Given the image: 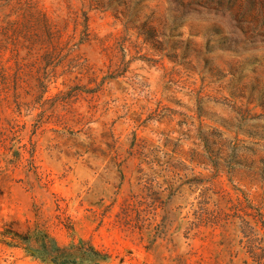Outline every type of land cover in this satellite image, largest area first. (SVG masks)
<instances>
[{
    "label": "rangeland",
    "instance_id": "rangeland-1",
    "mask_svg": "<svg viewBox=\"0 0 264 264\" xmlns=\"http://www.w3.org/2000/svg\"><path fill=\"white\" fill-rule=\"evenodd\" d=\"M27 1L82 67L43 88L48 40L0 33V264H259L238 220L198 217L264 198V0ZM134 196L143 232L117 221Z\"/></svg>",
    "mask_w": 264,
    "mask_h": 264
},
{
    "label": "trees",
    "instance_id": "trees-1",
    "mask_svg": "<svg viewBox=\"0 0 264 264\" xmlns=\"http://www.w3.org/2000/svg\"><path fill=\"white\" fill-rule=\"evenodd\" d=\"M0 9L9 12L5 14L7 25L2 27L1 35L8 43L13 45L15 51H19L20 47L29 48L24 44V41H35L36 39H47L49 47L42 56L43 61L46 62L42 68V75L39 77L38 82L40 86L45 88L47 82L50 81V76L55 79L58 78V67H63L66 72H71L75 68H81V64H76L75 58L70 57L72 54V47L70 42H65L63 32L55 27V25L44 14L37 16L33 8L27 0H4L0 5ZM15 16V17H13ZM88 16L85 15L83 26L84 37L81 38L83 43L88 40ZM155 39V30L150 28L147 33L146 41L150 42ZM24 40V41H23ZM19 56V54H15ZM90 83H95V88L88 86H81L76 84L71 86L69 90L59 91L54 97V102L62 101L68 104L74 97L83 93H95L103 90L105 78L98 80V78L91 76ZM207 151V150H206ZM208 152V151H207ZM209 155V153L207 154ZM211 157V156H210ZM239 164L238 162H235ZM237 191L236 200H230L231 212L226 213L223 211H204L199 215L200 221L205 220L213 224H219L221 220L228 221L229 219L238 220L239 231L243 236L242 242L247 249L250 258L256 263L264 262V236L261 232L264 230V198L258 200L256 196L248 193L247 191L235 187ZM147 209L144 208V202L137 199L135 196L131 199H125L121 206V211L117 214L118 223L125 228L138 229L141 232L145 228H150L148 223L149 218L146 216ZM160 225L155 227L153 240L155 241L160 234ZM19 236V235H17ZM29 240L28 237L25 238ZM61 254L66 252L65 249H58ZM93 254L100 256V253L92 249ZM55 263L57 259H53ZM74 262L64 258L57 264H73Z\"/></svg>",
    "mask_w": 264,
    "mask_h": 264
}]
</instances>
